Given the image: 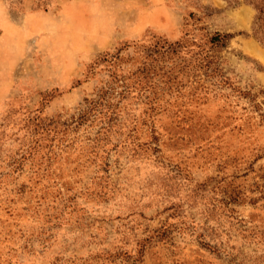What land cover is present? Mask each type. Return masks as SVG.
<instances>
[{
    "label": "rangeland",
    "instance_id": "obj_1",
    "mask_svg": "<svg viewBox=\"0 0 264 264\" xmlns=\"http://www.w3.org/2000/svg\"><path fill=\"white\" fill-rule=\"evenodd\" d=\"M260 10L264 0H0V264H264ZM199 26L232 36L215 53L228 86L201 77L192 97L188 74L158 104L127 94L108 133L72 123L110 78L97 58L152 35L198 42Z\"/></svg>",
    "mask_w": 264,
    "mask_h": 264
},
{
    "label": "trees",
    "instance_id": "obj_2",
    "mask_svg": "<svg viewBox=\"0 0 264 264\" xmlns=\"http://www.w3.org/2000/svg\"><path fill=\"white\" fill-rule=\"evenodd\" d=\"M195 16L194 13L188 15L189 18ZM258 22L264 23L262 10L256 18V23ZM197 23H201L200 18H196L194 24ZM196 30L204 32L198 42L189 41L188 33L175 42L152 35L148 43L124 44L113 53H106L97 58L93 65L104 64L110 78L96 91L93 98L84 100L72 123L78 128L98 120L100 132L108 133L118 119L119 103L127 94L148 92V95L152 96L153 104H158L162 101L160 94L177 89L182 77H188V74L197 78L198 85L190 92L192 97L199 96L205 89L201 77L211 80L213 86H228L229 80L221 67L222 61L215 53L225 49L232 36L210 34L204 26H199ZM254 36L261 44L264 43V39L258 35V30L254 31ZM90 70L92 74L94 66H90ZM114 100L118 102L114 104ZM100 140L99 137L95 138L96 143Z\"/></svg>",
    "mask_w": 264,
    "mask_h": 264
},
{
    "label": "bare ground",
    "instance_id": "obj_3",
    "mask_svg": "<svg viewBox=\"0 0 264 264\" xmlns=\"http://www.w3.org/2000/svg\"><path fill=\"white\" fill-rule=\"evenodd\" d=\"M253 53H255L258 57H260L262 60H263V62H264V55L261 53V51H260V53L259 52H254L253 50H251Z\"/></svg>",
    "mask_w": 264,
    "mask_h": 264
},
{
    "label": "crops",
    "instance_id": "obj_4",
    "mask_svg": "<svg viewBox=\"0 0 264 264\" xmlns=\"http://www.w3.org/2000/svg\"><path fill=\"white\" fill-rule=\"evenodd\" d=\"M6 31H7V30H6ZM6 31H5V34H4V36H6V34H8V32H6Z\"/></svg>",
    "mask_w": 264,
    "mask_h": 264
}]
</instances>
